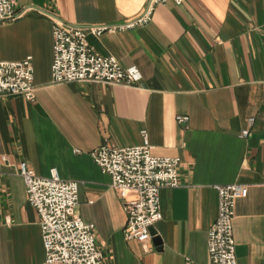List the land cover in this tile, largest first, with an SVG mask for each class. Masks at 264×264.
<instances>
[{"label": "crops", "instance_id": "1", "mask_svg": "<svg viewBox=\"0 0 264 264\" xmlns=\"http://www.w3.org/2000/svg\"><path fill=\"white\" fill-rule=\"evenodd\" d=\"M146 2L16 0L18 18L0 23V61L31 56L34 70L32 101L0 95V264H45L19 162L78 183L75 213L94 226L105 264H209L214 186L246 185L234 206L237 264H264V0L159 4L142 26L88 37L100 55L136 67L135 84L51 82L54 22H122ZM144 134L154 156L180 159V185L160 190L158 241L143 244L124 238L123 201L89 152L141 145Z\"/></svg>", "mask_w": 264, "mask_h": 264}, {"label": "built area", "instance_id": "2", "mask_svg": "<svg viewBox=\"0 0 264 264\" xmlns=\"http://www.w3.org/2000/svg\"><path fill=\"white\" fill-rule=\"evenodd\" d=\"M185 0H147L143 11L117 23L72 26L54 22L52 26L51 82L104 83L133 85L140 79L134 66L123 68L112 56L100 55L88 42V37L124 32L151 21L157 5L172 2L181 5ZM18 18L16 0H0V23ZM0 95L34 98L32 57L19 61H0ZM186 123L187 117L176 118ZM253 120H248L251 126ZM248 130L242 131L247 137ZM93 162L110 178V187L123 201L126 240L147 243L150 230L161 219L159 193L163 188L180 185L178 157L154 156L144 134L143 143L115 147L103 144L89 152ZM5 158H2L4 161ZM27 201L39 218L45 264H105L99 250L94 226L76 213L78 183L63 181L51 169L47 177L37 175L25 162H19ZM217 192V217L207 232L209 264H237L233 235L234 206L247 196L246 185L233 183L214 186ZM188 264V263H187Z\"/></svg>", "mask_w": 264, "mask_h": 264}, {"label": "water", "instance_id": "3", "mask_svg": "<svg viewBox=\"0 0 264 264\" xmlns=\"http://www.w3.org/2000/svg\"><path fill=\"white\" fill-rule=\"evenodd\" d=\"M150 234H151L152 239H153L155 242L158 241L157 238H156V236H155V232L153 231V228H151V230H150Z\"/></svg>", "mask_w": 264, "mask_h": 264}]
</instances>
